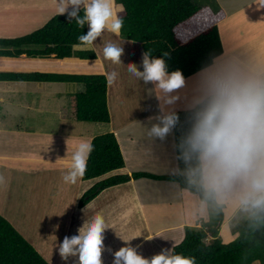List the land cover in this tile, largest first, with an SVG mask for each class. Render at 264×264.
Segmentation results:
<instances>
[{
	"label": "crops",
	"instance_id": "1",
	"mask_svg": "<svg viewBox=\"0 0 264 264\" xmlns=\"http://www.w3.org/2000/svg\"><path fill=\"white\" fill-rule=\"evenodd\" d=\"M239 1L240 4L235 9L225 12V19L218 24L223 51L241 57L264 56V42L259 39L264 36V7H261L264 0ZM7 5L0 0V16L6 13ZM22 6L25 12L34 7L27 2H24ZM36 21L37 19L32 23ZM5 26L0 28L2 31L0 38L13 39L17 38V34L22 33L18 28L5 29ZM223 36L227 38V44L223 43ZM120 41L125 43L126 40L120 38ZM129 42L132 45L137 44L127 41ZM107 43L109 42L102 38V40H96L91 46L98 59L103 55V48ZM227 45L229 46L226 47ZM139 52L141 54H137V58H134L138 59V64L142 61L140 60L142 49ZM10 61L19 62V68L6 66V63ZM58 62L64 66L84 63L86 66L100 67L97 63L79 60L27 59L21 55L18 59H0V73L56 74L60 71L49 73L45 68L51 63ZM24 64H30V66L24 68L22 67ZM194 77L187 78L186 81L191 84ZM121 79L113 86L122 88ZM55 83L0 81V176L4 177V182L0 183V209L9 208L14 201L17 206L25 210L22 213L25 214L23 221H20L19 216H10L9 220L2 217L48 264H79L78 255L70 256L67 261L63 260L59 254V245L65 236L71 238L78 234V229L83 225L87 227L98 213L102 214L106 225L102 233L104 237L102 264H113V253L128 244L135 247L138 254L150 259L162 249H172L179 244L184 236L181 231H184L186 226H200V220L207 221L206 208L202 206V202L196 195L181 189L175 182L161 180L157 181L159 182L157 184L150 178H143V181L137 182L131 179L126 184L109 187L83 207H79L78 202L82 195L98 181L104 179L103 177L118 174L131 176L135 173L133 169L127 167L125 160L128 161V159L122 153V144H132L134 138L126 136L123 143L119 140L121 135L118 134L121 128L132 125L126 124L129 116L132 115L128 111L117 114V110L113 109L114 106L118 107L117 102H120L116 95L122 96L116 94L114 90L111 92L110 85L109 91L107 88L106 92L110 121L106 124V128L99 126L95 133L86 134L91 130L90 125L103 123L79 122L71 113V97L83 92L82 85L61 83L66 86L59 88L60 90L47 86ZM28 92L33 96L32 103L37 104L40 98L41 108L50 107V114L55 113L57 119L61 117L60 124H54L51 119L41 123L36 118V114L31 122H25L23 118L26 112L36 113L37 111L36 105L34 109H30L29 98H25ZM178 92L181 98L174 107L175 110L181 107L182 111L184 96L188 89H180ZM44 97H47V100ZM61 106L66 112L61 113ZM70 121L78 124H67ZM85 128L88 129L85 130ZM106 133H112L115 136L124 157V167L100 178L85 181L78 179L75 184L65 183L63 175L67 172L72 153L79 143L91 142L94 137ZM129 159L132 160L131 155ZM138 169L141 168L138 167ZM142 173L152 174L150 171ZM151 188L161 193L155 195ZM226 207L228 206H224V213ZM169 218L174 223L169 222ZM225 219L224 215L223 222L226 221ZM176 239L177 241H174ZM123 240L131 241L126 244Z\"/></svg>",
	"mask_w": 264,
	"mask_h": 264
},
{
	"label": "clouds",
	"instance_id": "2",
	"mask_svg": "<svg viewBox=\"0 0 264 264\" xmlns=\"http://www.w3.org/2000/svg\"><path fill=\"white\" fill-rule=\"evenodd\" d=\"M119 8L123 10L122 5ZM57 12L67 14L69 21L81 28L88 27L86 34L78 36L74 49L91 48L105 31L119 35L124 24L115 0H57ZM123 53L120 44L109 42L103 48L104 57L114 64L122 63ZM167 58V51L153 57L147 50L142 53V71L135 63L127 65L128 72L145 85H154L150 91L159 101L158 115L148 118L156 123L146 129V135L163 141L172 133L179 123L174 107L181 98L178 90L187 88V127L176 145L183 168L178 167L176 174L201 194L203 207H235L250 230H259L264 227V56L224 52L205 64L191 84L181 70L169 72ZM117 75L115 71L108 73L107 82L114 83ZM92 151L91 142L79 143L63 175L65 183L75 184L84 176ZM105 229L104 217L96 214L77 235L64 237L59 245L61 258L67 261L78 255L79 264H102ZM131 240L123 241L127 244ZM113 256V264H196L195 257L172 249L144 258L130 244Z\"/></svg>",
	"mask_w": 264,
	"mask_h": 264
},
{
	"label": "trees",
	"instance_id": "3",
	"mask_svg": "<svg viewBox=\"0 0 264 264\" xmlns=\"http://www.w3.org/2000/svg\"><path fill=\"white\" fill-rule=\"evenodd\" d=\"M117 13L124 24L120 38L140 45L142 52L151 51L160 57L167 51L169 72L181 70L187 79L195 75L213 57L224 53L218 24L225 19V11L201 6L198 0H115ZM123 6L121 11L119 6ZM83 15V10H81ZM88 31L87 25L79 27L67 14L52 17L42 28L13 39H0V59L43 58L50 60H79L96 63L98 58L91 48L74 49L78 36ZM0 81L76 83L83 92L71 97V113L79 122L109 123L107 109V79L104 75H65L42 73H0ZM179 123L173 129L176 145L185 131L187 113L176 111ZM93 151L87 161V169L80 179L100 178L124 167V160L115 136L112 133L92 139ZM177 167L183 168L177 159ZM150 178L175 182L181 189L202 196L189 187L177 174L156 176L148 173L114 175L102 179L88 189L78 202L79 207L93 200L103 190L130 181ZM224 206L209 207L207 221L200 226H186L183 240L172 248L174 253L193 256L196 264H264V227L257 231L249 229L241 217L232 221L236 238L223 243L218 233L224 220ZM210 239L207 240V236ZM0 264H48L37 251L0 216Z\"/></svg>",
	"mask_w": 264,
	"mask_h": 264
},
{
	"label": "rangeland",
	"instance_id": "4",
	"mask_svg": "<svg viewBox=\"0 0 264 264\" xmlns=\"http://www.w3.org/2000/svg\"><path fill=\"white\" fill-rule=\"evenodd\" d=\"M3 1L6 2V4L8 5H7L6 13L3 16H0V28H3L4 25H6L5 29L18 28L22 33L17 34L16 37H22L24 35H27L42 28L46 24V22L49 21V19H51L56 15H59L57 12V0H16V3L15 0H3ZM198 1H200L201 6L205 5L206 7H209L210 9L213 10H215L216 8H220L225 12L232 11L233 9H235V7H237L240 4L239 0H198ZM24 2H27L28 4H31L34 7H31L30 9H28L27 12H25L22 9L23 7L22 4ZM70 10L71 9H69V11ZM35 19H37V21L35 23H32V21ZM0 33H2L1 29H0ZM102 38H105V40L111 43H116L120 45L122 44L121 46L124 45L123 46L124 53L121 56V61H122L121 64H114L111 60L106 59L104 55H102L100 56V59H98V62H96L97 65L100 66L97 68L91 65L86 66L84 65V63L81 65L70 64L69 66H64L61 62H58V63H51L50 66H46L45 64L46 66L45 69L49 73L60 71V73H56V74L76 73L81 75H104L105 77L107 76L108 73L115 71L118 74L117 78L115 82L112 84H109L107 82V88L108 86L111 85L110 91L112 92L114 90L116 94H120L122 97L116 95V97L119 98L120 102H117L118 107L114 106L113 109L117 110V114L122 111H128L131 113L130 115H132L129 116L128 122L126 123L132 125L128 127H123L118 132V134L121 135V138L119 140L123 143H124L123 140L126 136H130L134 138L132 144L129 143L122 144V153L128 159V161L125 160L127 167L133 169L135 173L150 171L152 172V174L156 176H161L162 174H166V175H170L172 173L176 174L175 170L178 167H177V157H176L175 139H174L173 131L163 141L159 140L158 138L155 139L149 138L146 135V129L151 127L152 123H156L155 120L149 122L148 118L158 115L159 101L156 99L155 93L150 91L154 88V85L152 83H148L147 85H145L143 81L133 76L127 70V65L129 63H135L137 64V66L141 71L143 70L141 63L142 61H140V64H138V59L136 60L134 59L137 58L139 54H141L139 52V50H141L140 45L139 44L132 45L130 42L127 43V41H124L125 43H123L122 41H120L119 35H116L109 31L103 32L102 36L100 38H97V40H102ZM259 39L261 42H264V36H262ZM222 41L224 44H227L228 42L227 38H225L224 36L222 38ZM228 46L229 45H227L226 47ZM72 61H76V60H72ZM6 64H7L6 66H9L11 68H19L20 66L19 62H14V61H10L9 63ZM29 66L30 64H24L22 67L26 68ZM58 66L61 67L58 68ZM194 76L195 75H193L192 77ZM120 79L123 81V84L121 85L122 88H119L118 86H113V84H116ZM47 86L50 87L53 86V88L55 89H59V88L62 89V87L66 85H63L61 83H55L52 85L48 84ZM67 86H68L67 88L69 89L70 88L69 85ZM37 93H39V91H37ZM32 97L33 96H31L30 92L25 94V98H29L28 101L30 103L29 104L30 109H34L36 105L37 111L36 113H32L31 111L26 112L25 117L23 118L25 122H31L33 118H35L34 115L36 114V118L41 123H44L47 120L51 119L54 122V124H60L61 117H58L57 119L55 113L50 114L49 111L50 107L41 108L40 98H38L37 104L32 103ZM44 98L47 100V97ZM60 108L62 110L61 113L66 112L62 106ZM180 109L181 107L176 111H181ZM67 124L73 125L78 123L70 121ZM106 124L107 123L92 124L93 126L90 125L91 130H89L86 134L95 133L96 129L99 126L106 128ZM84 125L87 126L86 124ZM86 129L88 128H85V130ZM129 155H131L132 160L129 159ZM171 155L173 156L172 158ZM138 167H140L141 169H138ZM110 176L107 175L103 178L104 179L109 178ZM134 180L136 182L143 181V178L134 179ZM151 180H154L155 183L157 184L159 183L157 181H161L156 179H151ZM150 190H152V192L155 193V195L161 193L160 191L157 193L158 190L156 189L151 188ZM206 211L207 214H209V208H206ZM233 211H235V208L230 206L226 207L225 213L223 211L226 221L222 222V225L218 233V238L223 243H229L236 238V234H234L232 231L233 227L231 226V223L232 221L240 219L242 215L239 214L237 210L235 211V213H233ZM24 212L25 210L22 207L17 206V204L13 201L9 208H5L3 210L0 209V216L1 217L3 216L8 220L10 216H15V217L19 216L20 221H23L25 218V214L22 213ZM168 221L174 223V221L170 218L168 219ZM183 232L184 231L182 230L181 231L182 235L184 234ZM183 238L184 236L182 237V240ZM207 238H208L207 240H209L210 236L208 235ZM174 241H177V239ZM252 264H259V262L256 261Z\"/></svg>",
	"mask_w": 264,
	"mask_h": 264
}]
</instances>
